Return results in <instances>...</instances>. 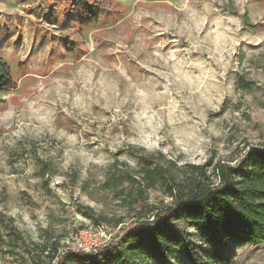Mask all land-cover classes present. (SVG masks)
Segmentation results:
<instances>
[{
	"label": "rangeland",
	"instance_id": "374dc122",
	"mask_svg": "<svg viewBox=\"0 0 264 264\" xmlns=\"http://www.w3.org/2000/svg\"><path fill=\"white\" fill-rule=\"evenodd\" d=\"M2 63L0 213L25 242L0 222V264L109 239L137 214L140 155L235 163L264 144V0H0ZM228 249L264 264L262 241ZM156 264L192 263L173 248Z\"/></svg>",
	"mask_w": 264,
	"mask_h": 264
},
{
	"label": "trees",
	"instance_id": "16d2710c",
	"mask_svg": "<svg viewBox=\"0 0 264 264\" xmlns=\"http://www.w3.org/2000/svg\"><path fill=\"white\" fill-rule=\"evenodd\" d=\"M13 85L2 63L0 90ZM238 85L248 89L251 82L240 77ZM139 157L137 214L126 224L118 218L114 223L121 224L118 230L88 250H60L59 242L40 246V252L31 248L38 264H44L40 254L45 251L53 264H156L173 248L192 264H232L229 242L264 243V144L248 147L235 163L210 158L204 163L162 165L158 161L162 154L155 164L153 156ZM156 185L170 198L161 206L147 202L145 195L146 189ZM81 207L96 224L107 221L92 214L90 207ZM0 222L13 238L25 242L12 218L0 213Z\"/></svg>",
	"mask_w": 264,
	"mask_h": 264
},
{
	"label": "built area",
	"instance_id": "2783aa9c",
	"mask_svg": "<svg viewBox=\"0 0 264 264\" xmlns=\"http://www.w3.org/2000/svg\"><path fill=\"white\" fill-rule=\"evenodd\" d=\"M82 249H86V248H82Z\"/></svg>",
	"mask_w": 264,
	"mask_h": 264
}]
</instances>
